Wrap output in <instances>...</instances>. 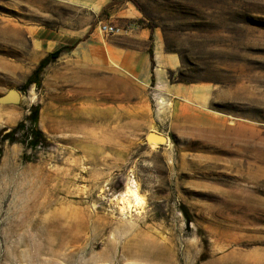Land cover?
<instances>
[{"label":"rangeland","instance_id":"obj_1","mask_svg":"<svg viewBox=\"0 0 264 264\" xmlns=\"http://www.w3.org/2000/svg\"><path fill=\"white\" fill-rule=\"evenodd\" d=\"M137 1L180 57L172 80L205 87L193 122L171 108L161 117L155 89L142 91L148 107L130 116L127 137L88 115L53 118L36 85L19 90V103L0 102V130L41 103L51 142L4 144L0 264H264V0ZM125 2L97 16L96 0H0V96L42 59L43 31L87 33ZM133 183L144 203L129 208Z\"/></svg>","mask_w":264,"mask_h":264},{"label":"crops","instance_id":"obj_2","mask_svg":"<svg viewBox=\"0 0 264 264\" xmlns=\"http://www.w3.org/2000/svg\"><path fill=\"white\" fill-rule=\"evenodd\" d=\"M110 2L96 0L94 10L97 16ZM141 17L136 7L126 0L124 5L113 9L106 18L98 20L126 27V31L106 34L96 23L91 31L78 35L58 31L42 32V58L59 47L75 44L72 50L62 52L50 63L43 75L42 88L47 103L52 102L47 105V114L58 118L54 116H59L62 110V114L88 115L90 126L96 125L99 119V125L105 131L115 137L125 133L127 137L130 116L138 118V110L142 106L148 107V103L140 99L142 91L155 89L157 95L151 98L155 100L159 108L157 113L161 117L168 118L171 108V114L178 122H193L192 100L199 91L202 100L205 87L172 80L169 73L180 66V57L164 48L160 31H152L138 23ZM152 33L154 67L150 54ZM149 105L153 109L152 100ZM152 116V110L151 113L146 110L144 117L152 119ZM52 123L50 130L59 131L55 121ZM155 131L159 132L158 129Z\"/></svg>","mask_w":264,"mask_h":264},{"label":"trees","instance_id":"obj_3","mask_svg":"<svg viewBox=\"0 0 264 264\" xmlns=\"http://www.w3.org/2000/svg\"><path fill=\"white\" fill-rule=\"evenodd\" d=\"M136 7H138L146 18H148V14L146 11L140 6V3L137 0H130ZM138 23L141 25H145L152 29V31L156 28V25L149 20L146 23L145 19H139ZM152 44L150 46V54L153 61V67L155 65L154 60V35H151ZM74 45H64L62 47L57 48L56 50L48 53L45 57H43L36 68L32 71V73L27 77L24 84L18 87V90L25 91L29 89L31 86L36 85L38 88H42V78L46 71V68L55 61L64 51H69L74 48ZM181 81V80H180ZM185 82V81H181ZM153 83H155V75H153ZM41 103H37L33 105L30 109V113L18 124L12 128L7 129L3 128L0 130V158L3 155L4 144L6 142L15 143L17 141H22L28 149L34 150L39 147H49L51 145L50 140L44 134L43 130L40 128V113H41Z\"/></svg>","mask_w":264,"mask_h":264},{"label":"water","instance_id":"obj_4","mask_svg":"<svg viewBox=\"0 0 264 264\" xmlns=\"http://www.w3.org/2000/svg\"><path fill=\"white\" fill-rule=\"evenodd\" d=\"M21 100V92L18 90V89H15V88H11L7 93L3 94L2 96H0V102L1 103H19ZM152 134H155L154 131H150L148 132L147 136H146V140L147 142L150 141V136ZM157 135H160L162 138L160 139L161 141H164V142H161V144L163 143H166V138L168 136L164 135V134H159V133H156ZM168 140V138H167Z\"/></svg>","mask_w":264,"mask_h":264},{"label":"bare ground","instance_id":"obj_5","mask_svg":"<svg viewBox=\"0 0 264 264\" xmlns=\"http://www.w3.org/2000/svg\"><path fill=\"white\" fill-rule=\"evenodd\" d=\"M123 201L126 202V204L128 205L129 208H131L132 201H134L135 205H137V206L143 205L144 197L139 192V188H138V185L136 183L135 184L133 183L127 187L126 194L123 197Z\"/></svg>","mask_w":264,"mask_h":264},{"label":"built area","instance_id":"obj_6","mask_svg":"<svg viewBox=\"0 0 264 264\" xmlns=\"http://www.w3.org/2000/svg\"><path fill=\"white\" fill-rule=\"evenodd\" d=\"M99 27L101 31L106 34H117V33H120L121 31L128 30V28L126 27H120V26L112 25V24L105 23V22H101Z\"/></svg>","mask_w":264,"mask_h":264}]
</instances>
